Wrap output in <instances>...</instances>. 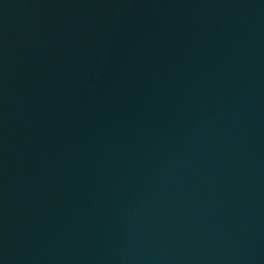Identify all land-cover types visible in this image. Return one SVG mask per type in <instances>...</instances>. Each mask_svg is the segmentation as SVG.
Listing matches in <instances>:
<instances>
[{
  "label": "water",
  "instance_id": "1",
  "mask_svg": "<svg viewBox=\"0 0 264 264\" xmlns=\"http://www.w3.org/2000/svg\"><path fill=\"white\" fill-rule=\"evenodd\" d=\"M0 264H264V0H0Z\"/></svg>",
  "mask_w": 264,
  "mask_h": 264
}]
</instances>
